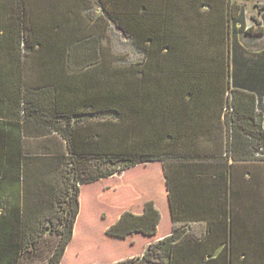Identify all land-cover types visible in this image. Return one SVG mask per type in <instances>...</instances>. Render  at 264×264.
Returning a JSON list of instances; mask_svg holds the SVG:
<instances>
[{"label":"trees","instance_id":"obj_1","mask_svg":"<svg viewBox=\"0 0 264 264\" xmlns=\"http://www.w3.org/2000/svg\"><path fill=\"white\" fill-rule=\"evenodd\" d=\"M252 31L234 0H0V264H43L45 241V264H60L82 184L161 160L177 222L172 166L211 187L229 159L264 161V49L246 55L240 39ZM118 33L142 59L112 50ZM223 115L222 153L198 149L200 123ZM160 220L147 200L107 233L151 236ZM209 226L200 237L176 225L121 264H264V210L245 249L233 223Z\"/></svg>","mask_w":264,"mask_h":264},{"label":"rangeland","instance_id":"obj_2","mask_svg":"<svg viewBox=\"0 0 264 264\" xmlns=\"http://www.w3.org/2000/svg\"><path fill=\"white\" fill-rule=\"evenodd\" d=\"M253 2H246L248 15L254 9ZM110 42L113 51L127 55L126 60L143 58V53L120 33L116 36L110 35ZM31 74L37 75L36 71H32ZM209 139L212 141V137ZM198 140L202 139L199 137ZM195 154L204 153L196 152ZM261 169L264 171V168ZM261 169H254V171L259 175ZM164 172L163 161L157 160L137 164L112 176L82 184L79 195V212L73 236L60 264H121L141 257L152 243V236L136 232L126 237H117L108 234L107 228L119 218L123 211L138 212L142 210L143 203L147 200L163 196V189H166L168 185H166L167 178L165 180ZM263 203L264 200L260 203L257 201L256 205ZM162 208L167 215V209L164 206ZM260 215L251 214L253 227L258 226ZM168 219V216L164 217L159 234L166 230ZM45 242L43 244L45 253L38 255L36 263L45 264L47 262V251L50 249V244ZM43 256L44 260H40Z\"/></svg>","mask_w":264,"mask_h":264},{"label":"crops","instance_id":"obj_3","mask_svg":"<svg viewBox=\"0 0 264 264\" xmlns=\"http://www.w3.org/2000/svg\"><path fill=\"white\" fill-rule=\"evenodd\" d=\"M234 1L240 3L244 7L245 27L253 28L251 35L245 34L240 36L246 55H255L264 49V0ZM249 1H254V9L250 15L247 13L246 6V2L248 3ZM95 12L100 13L101 9L98 7ZM253 17L259 19L261 24L259 25V22H256ZM223 118L224 115L220 118V121L216 119L213 125H208L203 122L200 123V132L198 136L202 140L196 145L198 149L201 151L222 153L227 132ZM209 137H212V141H210ZM226 162L228 169L224 172L223 176H216L215 174L209 177L208 182L211 187H207L206 183L202 182L197 185V182L193 181L191 176L187 174H174L172 169L176 166H172L170 171L171 181L173 190L178 196L177 201L183 205V211L179 213V216L182 218L179 217L177 222L174 219L170 205L169 189L166 183L167 186L166 189H163V196L160 195L159 198L154 197V199H149L154 200L156 207L161 213V220L158 224L157 232L151 235L152 242L171 235L176 225L180 226L183 231L202 237L209 232V224L217 226L218 224L228 222L233 223L235 227L233 235L235 236V241H237V247L245 249L250 246V234L253 230L252 227L247 228L246 224H249V222L251 223L250 217L252 213L260 215L264 210L262 206L264 204L256 205L257 201L260 203L261 200H264V171L261 169L264 168V161H249L245 159L233 161V159H229ZM254 169H261L259 175ZM164 177L166 180L167 176L165 172ZM255 194L259 198L257 201L253 200V195ZM210 196L213 197L212 201L208 198ZM221 204L223 208H225V206L228 207V212L221 209ZM213 205L214 210L207 212L209 211V206ZM162 206L167 209V215ZM133 212L138 214L142 213L143 206L142 210ZM199 214L212 217L209 219L195 220L184 218L183 216H197ZM165 216L169 218L168 225L166 230L159 234ZM215 216L218 217L216 218Z\"/></svg>","mask_w":264,"mask_h":264},{"label":"built area","instance_id":"obj_4","mask_svg":"<svg viewBox=\"0 0 264 264\" xmlns=\"http://www.w3.org/2000/svg\"><path fill=\"white\" fill-rule=\"evenodd\" d=\"M229 97H232V94H229ZM263 105H264V100H263ZM259 109L263 110V111H261L262 113L264 112V108H259ZM233 110H234V107H233V105L229 99L228 104L226 103V105H225L224 111L225 112H232Z\"/></svg>","mask_w":264,"mask_h":264}]
</instances>
